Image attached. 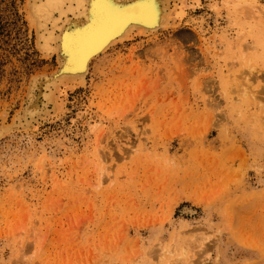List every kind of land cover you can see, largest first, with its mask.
Masks as SVG:
<instances>
[{
	"label": "rangeland",
	"instance_id": "1",
	"mask_svg": "<svg viewBox=\"0 0 264 264\" xmlns=\"http://www.w3.org/2000/svg\"><path fill=\"white\" fill-rule=\"evenodd\" d=\"M25 2L0 0L2 126L58 67ZM185 3L0 137V264H264V0Z\"/></svg>",
	"mask_w": 264,
	"mask_h": 264
},
{
	"label": "bare ground",
	"instance_id": "2",
	"mask_svg": "<svg viewBox=\"0 0 264 264\" xmlns=\"http://www.w3.org/2000/svg\"><path fill=\"white\" fill-rule=\"evenodd\" d=\"M185 2L26 0L27 18L36 33V48L47 60L57 54L58 67L50 73L32 77L30 85L27 84L28 94L24 92L27 94V97L24 95L26 106L20 109L22 112L20 115L17 113L15 120H11L12 124H0V137L18 126L23 125L22 129L31 126L36 118H43L50 111L53 114L58 112L57 92L60 86L83 84L91 61L117 43L135 36L152 35L169 27L174 13L181 15L183 12ZM238 92L245 96L248 88L243 87ZM49 105L51 108L47 109ZM259 111L261 113L256 117L263 126L264 108L259 106Z\"/></svg>",
	"mask_w": 264,
	"mask_h": 264
}]
</instances>
